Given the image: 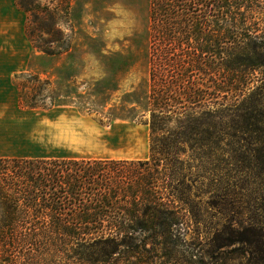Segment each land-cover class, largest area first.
I'll return each instance as SVG.
<instances>
[{"label":"trees","instance_id":"16d2710c","mask_svg":"<svg viewBox=\"0 0 264 264\" xmlns=\"http://www.w3.org/2000/svg\"><path fill=\"white\" fill-rule=\"evenodd\" d=\"M58 1L16 0L29 40L48 56L68 51L59 26L71 1ZM262 10L264 0H150V159L0 157V264H40L32 251L116 252L139 230L171 235L181 218L165 199L179 198L175 184L190 192L206 178L224 125L255 103L246 90L264 87ZM24 79L20 106L58 104L50 80Z\"/></svg>","mask_w":264,"mask_h":264},{"label":"rangeland","instance_id":"374dc122","mask_svg":"<svg viewBox=\"0 0 264 264\" xmlns=\"http://www.w3.org/2000/svg\"><path fill=\"white\" fill-rule=\"evenodd\" d=\"M70 1V15L59 26L67 52L48 56L26 34L31 51L0 61L10 70L7 103L15 106L16 141L8 150L13 157L149 160L150 0ZM22 12L26 33L28 15ZM259 25L255 34L262 35ZM27 75L50 80L58 104L20 106L18 85L27 84ZM256 85L246 90L255 98L251 111L236 112L224 125L221 150L205 166L206 178L190 192L175 184L179 198L165 199L181 218L171 235L159 239L139 230L131 245L116 252L69 249L40 259L32 251L34 258L40 264H264V87Z\"/></svg>","mask_w":264,"mask_h":264},{"label":"crops","instance_id":"0c3cea01","mask_svg":"<svg viewBox=\"0 0 264 264\" xmlns=\"http://www.w3.org/2000/svg\"><path fill=\"white\" fill-rule=\"evenodd\" d=\"M24 23L25 14L17 8L15 1L9 5H0V50L3 49L0 51V61L20 59L31 51L32 45L26 36ZM1 66L5 64H0V157H13L8 148L11 149L16 141L15 126H12L15 117L14 114L11 115L15 106L11 107L7 103L11 94L10 70ZM14 71L13 69L11 72ZM12 116L13 119L10 120ZM2 148L7 150L2 151Z\"/></svg>","mask_w":264,"mask_h":264}]
</instances>
